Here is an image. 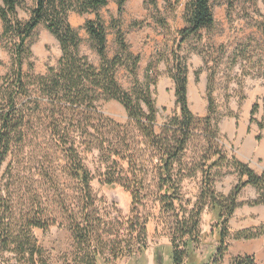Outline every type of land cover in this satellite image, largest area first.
Listing matches in <instances>:
<instances>
[{
    "label": "rangeland",
    "instance_id": "1",
    "mask_svg": "<svg viewBox=\"0 0 264 264\" xmlns=\"http://www.w3.org/2000/svg\"><path fill=\"white\" fill-rule=\"evenodd\" d=\"M20 1L24 3L18 10L19 18L28 21L35 3L33 0ZM188 2L128 0L122 17L118 18L117 0H110L108 6L100 10L108 35L107 55L111 59L120 52L116 42V21L120 19L125 41L130 52L140 57V63L133 74V63L127 62L118 69L117 80L123 89L131 93L149 89L156 104L155 130L158 134L172 118L180 116L175 84L169 74L174 54L184 59L188 66L191 87L189 107L199 119L207 116V86L211 78L219 120L216 144L229 156H235L234 146L222 128L251 122V111L255 105L257 110L251 124L257 127L261 122L264 126V0H212L215 27L182 43L181 33L187 28L184 14ZM228 4H231V9ZM72 14L75 15L69 17V22L82 39L81 55L99 67L100 58L85 30L86 21L95 20V15ZM2 33L0 19V108L6 105L3 98L14 77L12 44L9 39H2ZM29 47L31 54L24 61L23 72L29 85L30 98L24 103L30 100L27 108H41V111L35 112L34 121L27 126L23 136L16 139L9 158L0 168V194L9 184L11 190L18 194L19 208H29L34 201L45 215L56 218L60 225L45 232L36 230L34 235L45 250L49 264H77L78 261L71 256L74 251L73 237L61 209L65 208L69 214L80 217L83 202L78 184L65 171L64 154L46 129L45 117L49 112L45 108H50L48 99L40 94L31 79L33 75L45 76L49 69H56L62 52L58 41L44 24L35 30ZM95 108L120 126L129 124L124 107L116 101H100ZM143 108L146 109L144 105ZM94 124L102 134L99 140L102 142L103 138L107 142L105 148L120 149L121 140L131 142L137 166L131 174L126 172L125 166L122 178L123 182L131 183L133 190L141 194V201L135 203L132 190L128 191L122 186H106L101 182V176L111 163L105 164L102 159L96 131L89 128L88 133L78 131L70 135V145L78 150L94 177L91 187L95 219L106 258V262L100 264H173L174 241L178 245L185 242L178 233L184 223L183 216L195 207L202 189L201 173L196 169L206 149L200 138L201 132L197 133L198 137L183 160L182 175L187 177L181 184V206L174 212L164 214L156 201V153L132 128L122 131ZM212 174L216 193L228 197L238 184V175L226 165L215 168ZM244 199L243 195L241 201ZM145 222L146 233L139 239L144 243L145 251L142 252L137 246L128 250L136 237V233L131 231L132 226L139 227ZM221 229L218 212L206 207L200 218L199 237L187 248V258L183 264H232L237 258L231 250L236 233L226 240L224 245L228 249L223 260L219 261L217 249ZM120 246L124 248L123 251ZM114 249L122 254L119 259L114 255Z\"/></svg>",
    "mask_w": 264,
    "mask_h": 264
},
{
    "label": "trees",
    "instance_id": "2",
    "mask_svg": "<svg viewBox=\"0 0 264 264\" xmlns=\"http://www.w3.org/2000/svg\"><path fill=\"white\" fill-rule=\"evenodd\" d=\"M0 19L3 24L2 39H9L12 44L14 59V77L6 90L3 100L4 108H0V168L9 158L15 141L23 136L27 126L35 119V112L41 108H27L31 104L29 85L23 72L26 57L31 54L29 40L35 30L44 24L46 29L56 38L60 45L62 57L58 67L51 68L45 76H31L33 85L37 86L40 94L48 99L50 108H45L49 115L45 117L46 129L57 146L65 156V171L79 187L83 208L80 217L69 214L65 208L61 213L73 237V256L77 264H100L106 262L99 227L95 219L94 199L91 184L94 177L86 168L78 150L70 145L69 138L72 133H88L89 128L96 131L97 139L102 137L94 123L101 128L120 129L122 131L132 128L146 141V145L155 152L157 164L156 180L158 194L156 201L162 213L174 212L181 206V184L187 177L182 175L185 155L201 132L200 138L204 141L206 149L200 158L196 169L201 173L202 189L195 207L183 216L179 228L183 245H172L173 264H183L187 258V248L197 241L199 237V224L201 215L206 207L218 212L222 223L220 231V245L217 249V258L222 261L228 246L224 245L230 237L229 223L235 211L247 205L249 207L264 206V172L256 174L248 164L239 161L235 156H229L218 147L216 140L219 137L217 106L212 88V79L208 80L207 116L197 118L189 107L188 100V73L189 69L184 59L178 54L173 56V67L169 71L175 84L176 105L180 116L172 118L162 128L160 134L155 130L157 109L149 89H139L129 92L117 80L118 69L127 62L133 63V74L140 63V57L130 52L126 43L121 20L117 22L116 42L119 53L113 58L107 55L108 39L107 29L100 15V10L106 8L110 0H33L35 8L28 21L19 18L18 10L24 2L20 0H1ZM128 0H117L118 18H121ZM231 9V4H228ZM94 14L95 20L85 23V30L93 42L94 49L100 58V66L92 65L88 57L81 55L82 39L69 22V14ZM184 20L187 28L182 31L184 43L189 37H199L202 31H211L215 27V18L212 9V0H189L185 8ZM263 32H264V28ZM198 80V79H197ZM103 101H116L120 103L129 118V124L120 126L105 118L95 108V104ZM143 105L146 107L143 108ZM257 106L251 111V123L254 122ZM260 130L264 129L262 123L258 124ZM93 136V135H92ZM261 136L257 138L258 141ZM100 153L105 164H110L107 172L101 176V182L110 187L122 186L131 194L133 201L139 203L141 194L134 191L131 183L123 182L124 167L128 174L133 173L137 166L134 149L131 142L121 140L119 148L104 147L107 143L103 138L99 140ZM109 146V145H108ZM231 167L238 175L239 181L228 197L218 195L215 191V179L212 171L223 166ZM114 167V168H113ZM193 172V169H192ZM191 175V174H190ZM11 176V174H10ZM192 176V175H191ZM251 186L258 192L255 200L241 204L238 199L243 190ZM17 193L7 184L0 194V260L1 264H49L46 252L39 243L34 231H48L59 222L56 218L45 215L39 204L34 201L29 208H19ZM146 222L132 226L136 233L133 244L128 250L135 247L144 252V243L139 239L146 233ZM264 238V224L253 229L240 231L235 234L237 241H250ZM183 246V248H180ZM123 251L124 248H121ZM129 253H132L130 251ZM114 255H120L114 249ZM232 264H256L253 256H239Z\"/></svg>",
    "mask_w": 264,
    "mask_h": 264
},
{
    "label": "crops",
    "instance_id": "3",
    "mask_svg": "<svg viewBox=\"0 0 264 264\" xmlns=\"http://www.w3.org/2000/svg\"><path fill=\"white\" fill-rule=\"evenodd\" d=\"M75 14L70 13L69 17ZM215 18V17H214ZM190 77L188 78V95L190 96ZM247 108V112H249ZM251 120V119H250ZM261 123V122H260ZM222 132L228 136L234 146V155L236 158L250 166L258 175L264 172V130L260 132L258 126L251 124H242L237 126H227L222 128ZM262 135L260 141L257 138ZM245 197L243 202L241 198ZM258 192L255 188L248 186L240 195L239 203H245L255 200ZM264 224V206L249 207L242 206L238 208L230 221V234L240 231L257 228ZM231 250L235 256H253L256 264H264V238L237 241L231 244Z\"/></svg>",
    "mask_w": 264,
    "mask_h": 264
}]
</instances>
